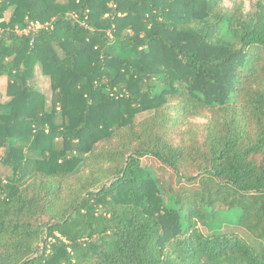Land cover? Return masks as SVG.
I'll use <instances>...</instances> for the list:
<instances>
[{"label": "trees", "instance_id": "trees-1", "mask_svg": "<svg viewBox=\"0 0 264 264\" xmlns=\"http://www.w3.org/2000/svg\"><path fill=\"white\" fill-rule=\"evenodd\" d=\"M228 1L0 0V264H264L216 224L264 240V0Z\"/></svg>", "mask_w": 264, "mask_h": 264}, {"label": "rangeland", "instance_id": "rangeland-1", "mask_svg": "<svg viewBox=\"0 0 264 264\" xmlns=\"http://www.w3.org/2000/svg\"><path fill=\"white\" fill-rule=\"evenodd\" d=\"M244 1H245L246 8H249L251 0H244ZM252 1H257V0H252ZM226 4L227 6H229L228 0H226ZM10 14L11 12H8L6 14V20L10 17ZM35 83H36L37 88L42 93H44L48 98L51 97L50 81L48 78L41 75L40 69L37 70V76H36ZM7 94H8V82L5 78H2L0 80V102L1 103L7 102L8 100H10ZM147 116L148 114H143L139 116V120H143ZM196 123H205V121L198 120ZM2 153L3 151L0 150V157L2 156ZM142 163L144 166L152 167L160 177L172 182L174 188L179 187V185L177 184L178 181L176 179L174 172L170 168L164 166L158 160L154 158H145L142 160ZM1 170H3V168L0 165V171ZM222 214L224 215L218 216L216 224H218L223 230L238 232L241 236L247 238L249 242L255 243L258 250L261 247H264V240L254 241L253 238L248 233H246L245 230L237 227L236 222H237V218L239 215H236V214L230 215L228 213H222Z\"/></svg>", "mask_w": 264, "mask_h": 264}, {"label": "built area", "instance_id": "built-area-1", "mask_svg": "<svg viewBox=\"0 0 264 264\" xmlns=\"http://www.w3.org/2000/svg\"><path fill=\"white\" fill-rule=\"evenodd\" d=\"M43 28L42 25L38 24V25H31L28 28H26L25 30H20L19 28H16V33L20 34V35H25V34H29L31 32H37L39 29ZM1 32V30H0Z\"/></svg>", "mask_w": 264, "mask_h": 264}, {"label": "crops", "instance_id": "crops-1", "mask_svg": "<svg viewBox=\"0 0 264 264\" xmlns=\"http://www.w3.org/2000/svg\"><path fill=\"white\" fill-rule=\"evenodd\" d=\"M1 79H2V78H1ZM1 79H0V80H1Z\"/></svg>", "mask_w": 264, "mask_h": 264}]
</instances>
